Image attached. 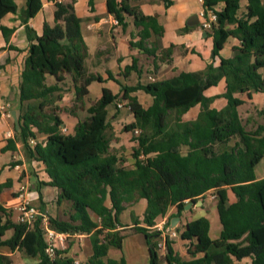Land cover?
<instances>
[{"label":"trees","instance_id":"1","mask_svg":"<svg viewBox=\"0 0 264 264\" xmlns=\"http://www.w3.org/2000/svg\"><path fill=\"white\" fill-rule=\"evenodd\" d=\"M75 1H55L54 24L44 22L40 35L26 23L41 9L42 2L25 1L21 22L28 49L18 97L21 107L26 104L17 116L16 140L7 139L2 149L15 151V141H21L27 159L44 165L49 177L45 184L57 189L56 202L70 204L69 219L48 216L49 225L71 235H89L92 255L83 264H127L123 256L109 257L108 251L122 247L126 225L120 221V214L127 204L143 198L145 209L140 218L132 216L131 229L145 236L147 264H160L157 244L161 237L153 225L174 207L169 224L172 217L182 216L188 202L202 200L212 191L221 224L219 236H209L210 222L205 216L186 221L181 229L176 226L179 238L187 243L186 256L177 254L173 239L166 237L164 264H238L246 257L250 258L248 264H264V176L255 175V167L264 156V109L258 110L262 122L247 128L238 112L245 100L236 95L244 93L251 99L253 92L264 91V0H247L240 16V0H202L205 13L223 3L221 9L214 10L216 20L207 31L213 45L211 61L204 69L134 85L121 84L108 72L122 91L113 93L103 86L94 101L88 97V86L101 78L85 71L88 49L74 12ZM163 2L168 5L172 0ZM106 9L122 27L131 17L136 31L131 34L130 47L152 58L151 73L159 63L171 60L172 46L158 49L150 40L152 33L162 34L163 27L156 15L140 10L139 0H106ZM16 11L14 0H0V18ZM190 28L186 25L182 30ZM13 30L0 25L6 40ZM230 35L239 40V45L231 57L223 58L220 50ZM215 57H219L218 65L213 63ZM136 63L137 58L132 57V63L121 71L122 77H128L131 71L140 74ZM47 76H53L55 82L47 84ZM220 79L225 81L220 96L226 103L217 109L211 103L218 96H206L204 91ZM66 85L73 89V99L70 106L62 108L55 102ZM138 90L152 97L148 106L134 95ZM119 100L126 101L133 116L124 129L131 133L135 128L140 130L137 136L132 135L135 145L131 166L110 151L106 134L108 108ZM195 105H199L196 117L183 120V114ZM61 110L78 118L72 134L61 132ZM36 133H43L45 138L30 145L29 138H35ZM10 185V181L0 183V192ZM227 188L235 195L233 202L228 201ZM12 215V208L0 203V264L11 263L4 248L37 257V264H74L66 248L56 249L54 258L47 256L39 219L28 225ZM9 230L11 235L5 237Z\"/></svg>","mask_w":264,"mask_h":264},{"label":"crops","instance_id":"2","mask_svg":"<svg viewBox=\"0 0 264 264\" xmlns=\"http://www.w3.org/2000/svg\"><path fill=\"white\" fill-rule=\"evenodd\" d=\"M14 1L17 5V11L15 13L9 12L0 18V25L14 28L7 40L0 31V64H3V67L0 69V183L10 181L11 184L10 187L4 188L0 192V203L7 208H16L18 198L15 191L21 182H26L29 187L27 197L31 204L35 206H37V204H43L46 214L49 213L51 217L68 220L72 212L70 204L65 200L60 203L56 202L57 189L45 184L49 181V177L44 170V165L40 161L27 159L24 155V150L22 151L23 146L21 141H15V151L2 150L7 143V139L16 140L14 131L15 123L10 112L16 110L18 116L22 112V109L24 110L26 104V102H24L23 107H21L18 97L20 74L23 70L28 49L25 25L21 22V11L25 7L26 0ZM41 2V9L33 17L29 18L26 23L37 35L42 33L44 22L50 25L54 24V14L56 10L55 0H41ZM69 2L70 0L62 1L64 4ZM246 4L247 0H240L238 16L245 12ZM73 5L74 12L80 21L81 32L88 49V55L84 61L85 71L86 73L98 74L101 78V81H92L88 86V97L91 101L100 97L101 88L103 86L108 87L113 93H121V85L111 79L108 72H110L121 84L134 85L137 82L146 83L156 79L170 78L181 71L202 70L206 67L207 63L211 61L213 45L212 36L200 27L202 21L200 16L202 1L200 0H172V3L168 5H165L163 0H139L140 10L146 15H156L158 23L163 27V33L160 35L152 33L150 40L156 44L158 49L172 46L171 60L168 63H159L153 73H150L153 69L152 58L137 48L130 47L129 41L131 34L136 31L132 24L131 17L126 18L127 25L122 27V25L115 22L114 17L107 12L106 0H76ZM222 6L223 3L219 2L215 5L214 10H219ZM193 15L197 16L198 22L190 25L187 22ZM186 25L191 26V28L187 31H183L182 29ZM232 26L233 25H228L229 28ZM204 32H207L206 35ZM136 38L137 36L133 40ZM237 45H239V40L233 35L228 36L220 50V56L223 58L231 57ZM132 57L137 58L136 65L140 70V74L131 71L128 77L124 78L121 75V71L125 66L132 63ZM213 63L214 65H218L219 57H215ZM262 73L264 74V70H262ZM54 82L55 78L53 76H47V84H53ZM224 91L225 81L224 79H220L216 85L207 88L204 94L206 96H218L211 103V106L219 109L226 103V100L220 96ZM134 95L137 96L139 102L145 107L152 101V97L143 91L138 90L134 92ZM236 95L245 100V102L238 107L239 115V108L249 103L256 104L258 107L257 110L264 109L262 107V105H264V91L253 92L251 99H248L244 93H236ZM141 97L145 99L146 105L143 103ZM72 99L73 89L70 85H66L64 91H61L60 100L56 101L55 104L60 107H68L71 105ZM118 102L123 106H114L118 108L115 110H111L110 106L106 119L108 126L106 134L110 140V151H112L111 147L115 145L112 142L111 132L114 131L113 134L115 136L127 135L131 132L126 130V132H124L123 130L120 133L119 131L121 128H124V125L133 121V116L127 107L126 101L119 100ZM198 111L199 105H195L183 114L182 119L192 120L196 117ZM125 113L127 114L126 122H123V115ZM59 117L62 120L61 126L66 127L67 133L72 134L78 118L65 110L59 112ZM248 119L247 116L245 120L242 119V122H254L248 121ZM258 122H262V120ZM44 138L45 135L43 133H36L35 139L37 141H41ZM131 142L135 145L133 140H131ZM12 162H15V164L12 165ZM22 174L25 175L26 181L23 177L21 179V176H23ZM255 175L257 178L264 176V156L255 167ZM210 192L212 193L211 196L215 198L214 202H212L213 206L210 208L211 211L216 204V195L214 192ZM39 194L41 199L39 198ZM226 194L229 202L235 200V195L229 188L226 189ZM201 201V204H197L192 206L189 210L183 211L177 226L183 225L186 221L193 219L194 214H197L199 211L205 213V215L201 216L207 218L208 213L206 208L208 204L204 199ZM145 206L146 201L143 198L138 199L128 206L126 205L125 210L129 209L130 211V219L122 222L126 225L122 247L125 244V240L127 238L129 239L126 255L122 253L121 255H114L108 251L109 257L118 259L120 256H125L124 259L127 264L148 263L149 252L145 236L131 229L132 216L140 218ZM65 207L67 210L64 209ZM171 212H174V207L169 208L168 213L170 214ZM10 235L11 234H9V236ZM177 244L178 243L174 241L173 248L175 252L181 257H185L186 249L178 252L176 248ZM65 248L67 250V256L82 264L92 255L91 241L87 234H75L71 236ZM3 250L11 259L18 252L27 256L18 250L9 251L7 248ZM31 258H33L32 264H37L39 261L37 257ZM249 262L250 258L246 257L237 263L248 264Z\"/></svg>","mask_w":264,"mask_h":264},{"label":"rangeland","instance_id":"3","mask_svg":"<svg viewBox=\"0 0 264 264\" xmlns=\"http://www.w3.org/2000/svg\"><path fill=\"white\" fill-rule=\"evenodd\" d=\"M151 71H150V73H151ZM141 99H142L143 103L145 104V99L143 97H141ZM262 107L264 108V105H262ZM62 108H64V107H62ZM115 109H118V108L114 107V106L113 107L111 106V110H115ZM257 109H258V107L254 103H249V104L241 106L239 108L240 115H241L243 120H245V118L248 116V118H249L248 121H254V122H251V123L244 121L247 128H250L253 124H255L256 122L262 120V117H261V115L258 114V110ZM80 114L81 115L84 114V109L80 110ZM126 115H127L126 113L123 115V120H124L123 122H126V117H127ZM123 130H124V132H126L124 128H121V130L119 132L121 133V131H123ZM111 133H112V136H111L112 137V142L115 144V145L113 144L114 146L111 147V150L116 152L121 158L124 159V161H123L124 165L131 166L133 161H134V159L132 157V147L134 145H133V142H131V140H132L131 133H128L127 135H123V136L122 135H116L115 136L113 134L114 131H112ZM120 133H118V134H120ZM22 151H23V147H22ZM24 158H25V156H24ZM22 175L23 176H21V179L23 177L24 180L26 181L25 175L24 174H22ZM211 195H212V193L209 192V193L205 194L203 199L208 204L207 208H206V211L208 213L207 214V218L210 220L209 236L211 238H216V237L219 236L220 229H221V224H220V221L218 219V214H217L216 208L213 207V209L210 211V208L213 206L212 202H214V200H215V198H213ZM128 205L129 204H127V206ZM37 207L38 208H42L43 210L42 209H40V210L45 212V208H44L43 204L42 205L37 204ZM64 209L67 210L66 207ZM12 210H13L12 218L16 220L17 209L14 208ZM91 215H92V217L94 219L96 218L94 214H91ZM201 215H205V213L199 211L197 214H194L193 218L199 217ZM47 216L51 217V215H49V213L47 214ZM119 219H120L121 222H123L125 220H129L130 219V211H129V209L122 211V213L120 214ZM181 227H182V225H180L178 227V229H181ZM176 233H177V236L175 238H173V241H176L178 243L176 245V248H177V251L179 252V251H181L183 249H186V244L187 243H185L184 241H180L181 239L179 238L178 232L176 231ZM9 234H11V230H9V231H7L5 233V237L9 236ZM128 241H129V239L127 238L125 240L124 246L121 247V249L110 248L109 251L111 252V254H114V255L115 254L121 255V253L123 255H126V249H127ZM159 254L161 256L160 264H164V261H163V258H162L163 254H164V248L159 250ZM124 258H125V256H124ZM11 260H12L11 264H32L33 263V258L28 257V256H24L23 254H21L19 252L16 253Z\"/></svg>","mask_w":264,"mask_h":264},{"label":"built area","instance_id":"4","mask_svg":"<svg viewBox=\"0 0 264 264\" xmlns=\"http://www.w3.org/2000/svg\"><path fill=\"white\" fill-rule=\"evenodd\" d=\"M55 1L62 2L66 0H55ZM200 16L202 18L200 24L201 29L204 31H210L212 23L216 20L215 11L209 9L205 13L202 10L200 12ZM115 22L117 21L115 20ZM116 106L122 107L123 105L120 102H117ZM61 132L67 133L66 127L61 126ZM139 132L140 130L135 128L132 131V135L137 136ZM36 142L37 140L35 138H29L30 145H34ZM15 192L18 198V203L16 205V209H17L16 220L31 225L33 224L34 221L39 219L42 225V236L45 242V253L49 258H54L56 249L65 248L68 239L73 235L68 234L66 232L57 231L49 225L48 216L46 212L41 211L37 206L30 203L27 197L28 184L26 182H21ZM168 216L169 213L167 212L155 225H153V228L160 233V237H161V240L157 244L159 250L164 248L163 242L166 237H168L169 239H173L177 236L175 229H172L170 231L166 230V227L168 225L167 224ZM73 262L74 264H80V262L77 260H73Z\"/></svg>","mask_w":264,"mask_h":264},{"label":"water","instance_id":"5","mask_svg":"<svg viewBox=\"0 0 264 264\" xmlns=\"http://www.w3.org/2000/svg\"><path fill=\"white\" fill-rule=\"evenodd\" d=\"M198 22V19H197V16L196 15H193L189 20H188V24L192 25V24H196ZM207 32H204V34L206 35ZM10 115L13 117V120H14V123H15V128L18 130L19 129V124H18V121H17V111L16 110H12L10 112ZM201 200H198L197 202H193V201H190L188 202L185 206H184V210H189L192 206H195L197 204H201ZM180 220V217L178 216H175V217H172L169 221V224L167 225L166 227V230L167 231H170L172 229H175L178 222Z\"/></svg>","mask_w":264,"mask_h":264}]
</instances>
